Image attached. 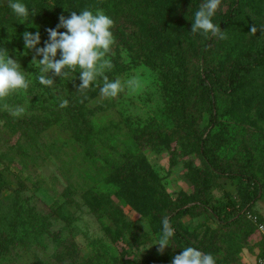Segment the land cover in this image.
I'll return each mask as SVG.
<instances>
[{
    "label": "rangeland",
    "instance_id": "1",
    "mask_svg": "<svg viewBox=\"0 0 264 264\" xmlns=\"http://www.w3.org/2000/svg\"><path fill=\"white\" fill-rule=\"evenodd\" d=\"M231 2L221 0L214 24L223 20ZM200 5L196 0H123L124 17L134 12L151 40L145 49L149 56L132 57L126 43L130 31L120 43L113 35L115 43L106 59L115 66L120 56L118 65L124 70L118 69L109 80L119 79L123 90L115 98L101 95L87 105L86 117L95 118L101 129L96 141L76 138L72 125L54 124L60 103L70 94L45 90L39 99L28 95L25 104L18 100L29 90L9 96L25 112L14 117L1 108L6 120L0 119V264H172L188 247L185 240L211 254L215 264H256L260 235L247 218L238 216L253 190L241 178L216 173L203 158L198 142L210 114L195 108L190 120L177 123L171 100L173 90L201 97L203 64L225 76L236 59L264 40V0H239L223 32L226 39L215 40L210 33L205 37L191 32ZM45 24L37 22L32 33L45 37L51 22ZM253 25L255 34L250 33ZM181 29L191 44L186 62L172 60L173 51L179 50L169 32ZM34 57L42 59L35 52L14 58L27 79L25 64L36 66ZM129 80L136 84L129 86ZM216 97L221 120L210 146L212 158L226 172L258 180L262 190L253 206L264 214V66L253 69L236 93ZM104 102V112L95 109ZM33 115L53 123L35 133L25 120ZM80 121L78 128H84ZM153 121L162 126L158 130L165 126L168 136H157L152 129L133 134ZM132 162L139 171L124 172ZM116 178L131 179V193L152 191L159 199L145 204L148 209L135 208L110 183ZM191 200H203L204 210L183 217L178 230L185 240L174 230L170 245L159 252L162 218Z\"/></svg>",
    "mask_w": 264,
    "mask_h": 264
},
{
    "label": "trees",
    "instance_id": "2",
    "mask_svg": "<svg viewBox=\"0 0 264 264\" xmlns=\"http://www.w3.org/2000/svg\"><path fill=\"white\" fill-rule=\"evenodd\" d=\"M239 0H232L230 4L229 11L225 14L223 20L217 25L220 27L221 32L223 33L225 30L228 29L229 25L232 23L235 15H236V6ZM11 2H20L23 3L28 11L29 15L27 18L18 17L14 14L13 10L8 6L10 0H0V48H6L9 52L10 58H26L28 56H32L35 50H27L25 49L23 34L25 31L33 32V29L37 28V22L43 21L45 22V26L47 25L48 21L51 22V26L49 28L55 29L59 23V17L63 15L65 18H69L72 11H75L79 14L81 11L88 9L95 14V12L100 9L103 10L104 13L107 14L110 18L114 19V26L112 27L111 31L116 40L124 41V32L130 31L127 35V46L132 54V57L140 58L141 55H144L148 58L149 51H145L146 47L150 46V38L148 34L144 36L142 26L139 27L142 22L140 19L135 15L134 12H130V17L127 15H123V0H11ZM196 2L202 4L203 0H196ZM35 13V15H33ZM129 18L131 20H129ZM131 23V26H129ZM14 31V32H13ZM59 31L64 32L66 29H59ZM183 29L169 32L175 40H177V48L179 51H173L172 60L175 61H183L186 62L187 58L185 54L188 53L190 48L189 36L184 35ZM12 33V34H11ZM16 33H18L16 35ZM21 35V36H20ZM121 35V36H120ZM121 37V39H120ZM49 35L47 32V26L45 31V37L43 35L40 37V44L37 47H44L45 42L48 41ZM216 37L213 36L212 40H215ZM189 46H185L186 44ZM118 46V45H117ZM209 47V43L206 44L204 50V58L207 57V48ZM185 49V50H184ZM147 50V49H146ZM182 50V52H181ZM118 51V49H117ZM181 52V53H179ZM162 54H165L162 51ZM108 55V54H107ZM176 56V57H175ZM181 57V58H180ZM59 53L57 54V59H59ZM106 58V57H105ZM120 56H116L114 59V65L110 69H105L104 74L108 76V78L112 77L116 71L119 69L124 70V68L118 65V60ZM161 61H166V58L162 59ZM151 63L153 61L150 60ZM205 63V62H204ZM264 66V40L258 44H256L253 48L249 49L244 55L232 64L229 72L223 76L216 70H208L206 63L203 64V74L204 77L201 78V89L203 95L199 96L197 99L193 98L190 93L188 95L187 92H178L179 90L172 91V100L171 106L175 113V120L177 123L182 119L190 120L193 116L192 112L195 108L206 111L210 114V123L208 127L205 128L204 132L201 134L199 139V150L205 159L206 162L209 163L210 168L219 173L221 175H229L241 178V180L245 181V183L253 190V194L250 199L243 204L238 213V216L241 215L245 219L247 218L251 225L257 230V225L249 218V215H257L262 217V213L257 211L256 208L253 206L254 202L258 199L262 186L258 182V180L251 176L250 174L243 173V172H226L220 164H217L216 158H212L213 152H211V145L214 141L213 135L216 133L218 134L217 125H219L221 120V114L219 113V104L217 100V95L223 94H234L236 93L242 86L245 78L253 69L260 68ZM25 69L27 71L28 80L30 82L29 88L27 90L28 94L25 96L23 95L18 102L20 104H25V102L29 99L28 95L35 94L38 96L39 99V92L45 90H61L62 93L70 94L67 97L69 103L67 107L62 108L60 112V117L55 119L54 124L57 123H64L68 125L74 126L76 130V138L83 139V140H97L96 134H101V129L99 128V124L95 118H88L86 117L87 113V105L89 103L95 102L100 96V87H102L103 79L102 77H98L96 82L90 86L89 89L85 90L83 93L78 91V85L81 83L79 79V69L76 72H73L71 76L67 79L56 77L54 79V84L52 87H46L41 85L38 80V76L41 74L39 68L34 65H26ZM120 73V72H118ZM117 73V74H118ZM181 78V76H180ZM27 79V77H26ZM72 79V80H71ZM37 99V98H36ZM33 99L32 102L37 101ZM8 100L14 107L15 100L11 97H8L4 101H0V119L6 120L5 115L1 112V108L3 104ZM83 101V102H81ZM106 102L101 103L100 105L96 106L95 109H99L100 112H104L106 108ZM108 108V106H107ZM181 110V111H177ZM178 112L179 115H178ZM54 116L56 113H53ZM94 115V114H92ZM27 122H29V127L35 133H42L49 126L53 123L47 117L42 119L40 116H30L25 118ZM83 122V127L78 128V123ZM230 120L232 118L230 117ZM45 123L46 125H42ZM167 125V124H165ZM13 127V124H11ZM162 126L159 123L153 121L151 127H143L144 130L141 132L137 129L133 131V134L136 133L143 134L146 130L152 129V131H156L157 136H168L166 134V127L164 126L163 129H160ZM94 129V131H93ZM215 134V135H216ZM132 141L136 142L135 139H131ZM150 143V142H148ZM136 152L138 151L139 147L138 144L135 143ZM129 163H127L128 165ZM136 163H130L124 172L133 173L135 170H138ZM139 171V170H138ZM121 173V171L119 172ZM122 175H125L124 173ZM132 176V175H131ZM111 184L116 185L119 188V193L125 199L129 201V203L138 208L140 210L148 209L145 204L151 202V199H154L153 203L155 204V200L159 199L158 195H156L152 191L142 192L136 195V192L131 193V189L134 186V182L130 179V183L127 179L119 180L114 179L110 181ZM124 189V191H123ZM190 203L193 205L190 206ZM205 202L203 200L194 201L191 200L190 202H183L180 205H177L174 210L168 213L167 217L169 219L170 226L176 232V237H180L185 240V237L179 232L178 230V223L179 221L190 214H193L199 210H204ZM150 210V208H149ZM229 220L224 221V223H229ZM187 246L195 247L191 242L185 240ZM196 249L200 250V248L195 247ZM261 248L263 245L261 244ZM201 251V250H200ZM202 252V251H201Z\"/></svg>",
    "mask_w": 264,
    "mask_h": 264
},
{
    "label": "clouds",
    "instance_id": "3",
    "mask_svg": "<svg viewBox=\"0 0 264 264\" xmlns=\"http://www.w3.org/2000/svg\"><path fill=\"white\" fill-rule=\"evenodd\" d=\"M220 4L221 0H206L200 5L199 10L195 13L191 28L193 34L199 32L208 37L210 33L219 39H226L220 27L212 22V17ZM8 6L18 17L27 18L29 15V11L23 3L10 0ZM113 26L114 21L104 14L103 10L98 9L93 14L92 11L85 9L79 14L72 11L69 18L61 15L56 28L47 29L49 39L45 42L44 47H37L40 44L39 32L33 34L25 31L23 33L25 49L35 50L36 55L42 57L39 60L34 57L32 60V64H35L41 73L38 76L39 83L46 87H52L53 76L67 79L79 69L81 83L78 85V91L83 93L90 88L93 82L97 81L98 77H102L101 95L106 98L117 97L123 90L121 81L119 79L110 81L104 74L105 69L112 67L110 60L105 57L110 53L111 47L115 43L111 31ZM61 28L66 31H59ZM256 32L257 28L253 25L250 28V33L255 34ZM58 53L59 59H57ZM127 83L129 86H133L136 81L129 80ZM29 85L30 82L26 79L17 60L10 58L6 48H0V101L6 100L20 90L26 91ZM68 103L67 99L62 100L60 107H67ZM3 108L14 117H19L25 112L23 107L12 108L6 103L3 104ZM173 235L174 230L170 227L168 217L165 216L162 218V234L157 243L159 252L163 253V250L170 245V238ZM172 264H215V260L211 254H205L195 247L188 246L183 249L181 254L174 256Z\"/></svg>",
    "mask_w": 264,
    "mask_h": 264
},
{
    "label": "built area",
    "instance_id": "4",
    "mask_svg": "<svg viewBox=\"0 0 264 264\" xmlns=\"http://www.w3.org/2000/svg\"><path fill=\"white\" fill-rule=\"evenodd\" d=\"M249 218L257 225L258 233L263 244V248L258 254L256 264H264V214H262V217L250 215Z\"/></svg>",
    "mask_w": 264,
    "mask_h": 264
}]
</instances>
